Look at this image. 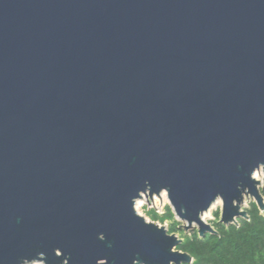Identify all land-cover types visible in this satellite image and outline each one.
I'll list each match as a JSON object with an SVG mask.
<instances>
[{
    "label": "water",
    "instance_id": "95a60500",
    "mask_svg": "<svg viewBox=\"0 0 264 264\" xmlns=\"http://www.w3.org/2000/svg\"><path fill=\"white\" fill-rule=\"evenodd\" d=\"M260 162L264 0H0V264H193L132 197L236 225Z\"/></svg>",
    "mask_w": 264,
    "mask_h": 264
},
{
    "label": "trees",
    "instance_id": "16d2710c",
    "mask_svg": "<svg viewBox=\"0 0 264 264\" xmlns=\"http://www.w3.org/2000/svg\"><path fill=\"white\" fill-rule=\"evenodd\" d=\"M262 194L264 196V191ZM246 211L248 220L240 219L236 225L224 226L218 219L212 226L216 235L200 238L199 233L194 232L190 238L183 237L177 249L188 253L193 264H264V212L255 202ZM156 218L161 224L165 219L171 222L169 234L179 231V226L171 220L169 209Z\"/></svg>",
    "mask_w": 264,
    "mask_h": 264
},
{
    "label": "clouds",
    "instance_id": "9594fccd",
    "mask_svg": "<svg viewBox=\"0 0 264 264\" xmlns=\"http://www.w3.org/2000/svg\"><path fill=\"white\" fill-rule=\"evenodd\" d=\"M264 164V162L258 163V166ZM255 167L251 173H250V179L254 180L257 177L255 176V171L258 168ZM242 187V186H238ZM257 189H264V181L261 182V184L256 185ZM244 189V188H243ZM147 193V196L145 194ZM156 194H161L163 204L156 200V201H151L149 200V197H154ZM242 195V192H241ZM143 197V199H141ZM170 197V198H169ZM223 197V199H220ZM225 197L222 194H217L214 198V200H211L208 203V206L212 204L213 201H215V207H220L223 205ZM173 198L171 195V188L162 186L159 188L158 192L153 191V186L150 181H145V187L142 190L138 191L137 196H133L131 200V209L134 215L137 218H142L143 222L147 225H152L156 226L157 230H164V234L167 235V229L164 228V225H167L169 223L168 219H165L163 221V225H161V222L159 219L156 217H160L163 215V207H167L171 213V220L177 225H183L184 228L186 229L185 235L187 237H191L193 230H196L197 232L199 231L200 225H209V226H214L216 222V217L214 215L210 216L205 210L208 208H202L198 213H197V218L196 219H189L187 218V209H181L180 214H177V205L174 203L173 204ZM255 199L254 197H245L242 202L240 207H248L250 206L251 203H254ZM234 203V199L232 200V204ZM151 205V206H150ZM183 213V215L181 214ZM189 221L191 222V226L189 227ZM98 239L101 241H105L107 239L106 235L101 232L98 234ZM171 252L172 247H171ZM55 255L57 257H63L64 253L63 250L60 248H57L55 250ZM38 258L34 259H28V258H23L20 262V264H39V261L43 259L46 261V253L40 252L37 254ZM171 260L169 261V264H171ZM62 264H71V254H69L67 257L63 258ZM96 264H109V259L107 257H104L102 259H98L96 261ZM132 264H148L146 260H142L139 258H134L132 260Z\"/></svg>",
    "mask_w": 264,
    "mask_h": 264
},
{
    "label": "rangeland",
    "instance_id": "374dc122",
    "mask_svg": "<svg viewBox=\"0 0 264 264\" xmlns=\"http://www.w3.org/2000/svg\"><path fill=\"white\" fill-rule=\"evenodd\" d=\"M261 173V178L259 179V182H262V181H264V174H263V172L261 171L260 172ZM261 190V193L264 191V189H260ZM153 198V200L154 201H156V200H158L160 203H161V205H162V202L160 201V197H158V196H154V197H152ZM153 200H151V201H153ZM151 206V205H150ZM250 208V206H248V207H243V210H248ZM167 207H163V209H162V211H163V213L165 212L166 213V211H167ZM164 213V214H165ZM221 213H222V206H220V207H217V208H215L214 210H213V215L216 217V222L218 221V219H219V221H220V218H221ZM215 222V223H216ZM161 225H163V224H161ZM164 227L167 229V230H169L170 228H171V222H169L167 225H164ZM185 232H186V230L184 229V226L183 225H180L179 226V231H177L176 233H175V235L178 237V238H180V239H182L183 240V237H185L186 235H185ZM194 232H197L196 230H193V233Z\"/></svg>",
    "mask_w": 264,
    "mask_h": 264
},
{
    "label": "bare ground",
    "instance_id": "6f19581e",
    "mask_svg": "<svg viewBox=\"0 0 264 264\" xmlns=\"http://www.w3.org/2000/svg\"><path fill=\"white\" fill-rule=\"evenodd\" d=\"M257 178H256V180L257 181H259V179L261 178V173L259 172V173H256V175H255ZM146 196V195H145ZM150 198V197H149ZM162 198V197H161ZM142 199H143V197H142ZM159 200V199H158ZM160 201L163 203V200H161L160 199ZM215 205V204H214ZM213 205V207L210 209V211L208 212V214L210 215V216H212L213 215V210L215 209V208H217V207H215Z\"/></svg>",
    "mask_w": 264,
    "mask_h": 264
},
{
    "label": "built area",
    "instance_id": "2783aa9c",
    "mask_svg": "<svg viewBox=\"0 0 264 264\" xmlns=\"http://www.w3.org/2000/svg\"><path fill=\"white\" fill-rule=\"evenodd\" d=\"M161 196V195H160ZM149 200H153V198H149ZM165 213V212H164ZM164 213H163V215H164Z\"/></svg>",
    "mask_w": 264,
    "mask_h": 264
}]
</instances>
